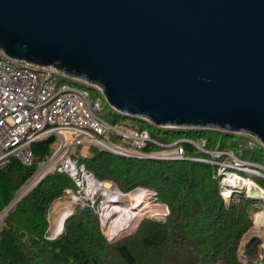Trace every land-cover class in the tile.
Returning <instances> with one entry per match:
<instances>
[{
	"label": "water",
	"instance_id": "water-1",
	"mask_svg": "<svg viewBox=\"0 0 264 264\" xmlns=\"http://www.w3.org/2000/svg\"><path fill=\"white\" fill-rule=\"evenodd\" d=\"M0 49L98 85L125 116L264 147V0H0Z\"/></svg>",
	"mask_w": 264,
	"mask_h": 264
},
{
	"label": "trees",
	"instance_id": "trees-1",
	"mask_svg": "<svg viewBox=\"0 0 264 264\" xmlns=\"http://www.w3.org/2000/svg\"><path fill=\"white\" fill-rule=\"evenodd\" d=\"M65 79L88 88L92 98L100 97L103 106L109 108L108 121L129 117L108 106L93 86ZM129 118V126L147 129L154 140L162 143L147 141L140 147L143 153L165 148L163 144L182 137L204 138L206 148L229 150L264 166V147L249 135L161 127ZM55 138V134H49L31 144L30 164L11 157L0 166V211L18 195L39 162L50 155ZM178 144L183 146L184 157L123 155L94 144L81 153V146L72 149L70 156L96 179L108 180L122 192L144 187L150 201L161 203L165 212L160 216L144 215L131 232L109 241L100 225L97 201L94 206L87 205L88 209L73 202L62 231L49 237L52 205L77 189L66 171L55 168L27 189L1 217L0 264H264V252L260 256L257 251L240 254L241 241L253 224V213L259 209V198L246 195L242 188L225 200L216 174L218 165L191 158L208 157L209 153L188 141L179 140ZM255 180L264 187L262 176Z\"/></svg>",
	"mask_w": 264,
	"mask_h": 264
},
{
	"label": "built area",
	"instance_id": "built-area-1",
	"mask_svg": "<svg viewBox=\"0 0 264 264\" xmlns=\"http://www.w3.org/2000/svg\"><path fill=\"white\" fill-rule=\"evenodd\" d=\"M65 78L71 77L62 74L51 64H36L10 57L0 49V166L6 164L11 157L24 164H30L33 160L31 144L34 141L49 134H55L57 141L50 157L39 162L40 167L31 175L18 195L24 194L47 172L57 168L66 171L77 185L76 192L71 193L73 201L84 206H94L95 189L103 192L102 189L105 187L70 156L68 152L71 145L100 144L105 149L123 155L184 157V149L178 144L179 140L163 144L165 148L160 150L143 153L140 147L147 141L162 143L154 140L145 128L138 130L127 123L110 122L105 119L101 114L103 108L101 98H92L88 88ZM71 79L86 83L79 79ZM91 86L102 95L98 85ZM119 138H123L132 148L127 149L116 143ZM181 140L190 142L210 155V157L191 156V158L218 165L216 174L219 176L220 193L225 200L243 187L247 195H250L254 189L264 192L252 177L255 175L264 177L263 165L239 158L229 150L206 148L204 138L195 141L182 137ZM221 155L224 157L220 158ZM224 158H230L232 169L225 170ZM88 181L94 186L93 189L89 188ZM86 187L91 191L88 198L77 200L78 194L80 195ZM144 190L145 194L148 193L146 189ZM111 191L110 193L115 194L116 197L125 194L114 187ZM96 210L100 223L105 226L107 218L104 219L102 207L98 210L97 204ZM2 216L3 210L0 211V219ZM59 231L54 233L52 230L49 237H53Z\"/></svg>",
	"mask_w": 264,
	"mask_h": 264
},
{
	"label": "rangeland",
	"instance_id": "rangeland-1",
	"mask_svg": "<svg viewBox=\"0 0 264 264\" xmlns=\"http://www.w3.org/2000/svg\"><path fill=\"white\" fill-rule=\"evenodd\" d=\"M108 111H109V108L107 106H105V104H104V106L102 108V114H103V117L106 119H108V116H107ZM130 121L131 120L129 117L123 116L122 118H120V120H118L116 122L130 123ZM194 140L196 141V139H194ZM107 141H110V139H107ZM115 142L123 145L127 149L132 148V146L130 144H127L126 142H124L123 138H119ZM56 144H57V141L55 139V141L51 144V152H52V149L54 148V146ZM94 145H97L101 148H105L100 144H94ZM77 146H81V149H79L80 150L79 153H81V152H85V149L87 148L88 145H71L69 147L68 153L70 154L72 149H74ZM221 156L224 157L223 155H221ZM49 157H50V155L46 159H48ZM199 157H202V156H199ZM208 157H210V155ZM224 161L226 162V167H225L226 169L225 170L232 169V162L230 161V158H226V159L224 158ZM255 163L259 164L258 162H255ZM39 167L40 166L38 164V167L36 168V170ZM242 172H244V171H242ZM256 176H259V175H255V177L254 176H252V177H254V179H256ZM82 186H84V185H82ZM108 188L109 189L103 188L102 189L103 192H100L98 189H95V191L93 193V198L94 197L96 198V201L98 204V210L102 207V211H103L102 214H104L106 212V210L111 207V205L112 206L115 205V207L117 206L119 208H129V211L125 215V218H127V220H123V222H121L120 220L117 221L116 215H115V214H117L116 212H113V214H111L107 217V222H106L107 224H105V226L103 225L104 226L103 232H104L106 238L110 237L112 235H115L117 233H118V237L121 235L127 234V233L131 232L136 227L138 221L144 215L160 216L165 211V209L161 203L150 201L149 194L147 192L145 194V192H144L145 190L143 188H141L143 190L141 193L130 194L131 191H133V190L136 191V189H137L136 188V189L130 190L129 192L128 191L124 192L125 194L119 195L118 197H116V196H114V194L112 195L110 193V192H112L111 191L112 186H110ZM83 190H84V193H83ZM83 190H82V193L80 195L78 194L79 199H77V200H84L82 198H88V195L91 191L87 190V187L84 188ZM74 192H76V191H74ZM98 193H101V195H99ZM261 194L263 196L259 198V203H258L259 207L260 206L262 207V204H264V193H261ZM71 195L72 194L70 193L68 195L63 196L60 200H57L52 205V207L50 209V231L55 229L56 222L58 221L57 220L58 215L62 211H65V215H66L67 212L69 211V209H71L72 204L74 202L73 199L71 198ZM114 211H116V210H114ZM128 216H130V217L128 218ZM255 219L256 218H255V214H254V217H253L254 222H253L252 226L249 228V230L247 231V233L244 235V237L241 241L240 254H245V253L250 252V251H257L258 256H260L264 252V220L260 221V222H256ZM128 220H129V222H127ZM99 221H100V219H99ZM123 225L126 227L123 228L122 230H120V228Z\"/></svg>",
	"mask_w": 264,
	"mask_h": 264
},
{
	"label": "bare ground",
	"instance_id": "bare-ground-1",
	"mask_svg": "<svg viewBox=\"0 0 264 264\" xmlns=\"http://www.w3.org/2000/svg\"><path fill=\"white\" fill-rule=\"evenodd\" d=\"M229 178H231V176H229ZM89 182V188H91V189H93L94 188V186L92 185V183L90 182V181H88ZM247 183H249V181L247 180ZM135 190H133V191H131L130 192V194H132V193H141L143 190L141 189V188H137L136 189V191L134 192ZM264 193V192H263ZM112 195H113V193H111ZM129 194V195H130ZM111 196V195H110ZM114 196H116L115 194H114ZM144 196V195H143ZM15 197H17V196H15ZM113 197V196H112ZM116 198V197H115ZM15 199V198H14ZM114 210H116V211H114ZM128 211H129V208H119V207H115V205H111V207L109 208V209H107L106 210V212L103 214V216H104V219L106 220V218L109 216V215H111V214H113V212H116L117 214H115L116 215V219H117V221L118 220H120L121 222H123V220H127V218H125V215L128 213ZM64 215H65V212L64 211H62L59 215H58V218H57V222H56V227H55V229L53 230L54 231V233H56V232H58V230H60L61 229V221H62V218L64 217ZM130 216H128V218H129ZM255 221L256 222H260V221H263L264 220V205L262 206V209L260 210V211H257V212H255ZM116 221V222H117ZM131 221V220H130ZM127 222H129V220L127 221ZM126 226H122L121 228H120V230H122L123 228H125Z\"/></svg>",
	"mask_w": 264,
	"mask_h": 264
},
{
	"label": "crops",
	"instance_id": "crops-1",
	"mask_svg": "<svg viewBox=\"0 0 264 264\" xmlns=\"http://www.w3.org/2000/svg\"><path fill=\"white\" fill-rule=\"evenodd\" d=\"M65 212V211H64Z\"/></svg>",
	"mask_w": 264,
	"mask_h": 264
}]
</instances>
